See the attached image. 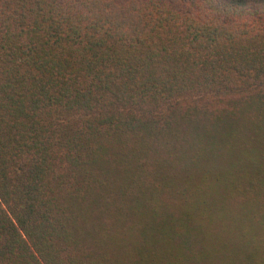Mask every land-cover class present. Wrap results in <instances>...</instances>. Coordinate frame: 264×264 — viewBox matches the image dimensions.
<instances>
[{
	"label": "trees",
	"instance_id": "trees-1",
	"mask_svg": "<svg viewBox=\"0 0 264 264\" xmlns=\"http://www.w3.org/2000/svg\"><path fill=\"white\" fill-rule=\"evenodd\" d=\"M0 264H264V0H0Z\"/></svg>",
	"mask_w": 264,
	"mask_h": 264
}]
</instances>
